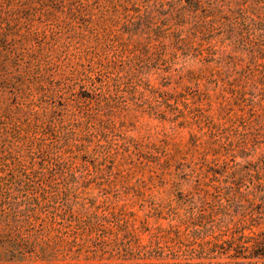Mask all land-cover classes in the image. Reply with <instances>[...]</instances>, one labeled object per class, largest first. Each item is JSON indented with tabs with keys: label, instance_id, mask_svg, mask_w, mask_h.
I'll list each match as a JSON object with an SVG mask.
<instances>
[{
	"label": "rangeland",
	"instance_id": "374dc122",
	"mask_svg": "<svg viewBox=\"0 0 264 264\" xmlns=\"http://www.w3.org/2000/svg\"><path fill=\"white\" fill-rule=\"evenodd\" d=\"M5 1L0 0V5L5 7ZM19 1L25 0H15L12 8ZM213 1L228 14L241 6L250 20L258 15L264 18V10L252 13L254 0H202L198 11L213 24L212 45L218 56H231L240 71L252 66L247 70L249 83H256L258 89H249L242 80L233 86L220 83L216 89H183L185 83L175 80L166 89H129L127 85L115 89L112 78L123 73L134 46L128 45L123 57L114 58L112 52L104 51V45L119 32L121 24L116 26L115 21L129 18V14L108 13L109 0H80L91 11L82 23L90 21L89 27L98 28L101 34V46L92 53L85 52L93 46L87 39L75 38L68 45L63 27L66 9L60 7L49 16L50 6H25L34 20L30 29L24 23L18 26V38L23 40L17 45L18 52L26 59L33 53L49 54L55 69L49 89H37L29 79L20 89L5 88L0 78V148L6 135L8 139L15 136L23 148L20 158L8 160L9 166L1 168V175L10 180L18 175L19 161L30 166L31 140L54 144L60 129L76 121L81 123L76 133L81 132V138L90 136L100 123L97 114L106 104L113 107L115 125L105 134H93L91 142H74L62 154L74 163L77 174L75 192L70 196L72 207L67 211L62 202L45 201L39 219L33 222L29 243L21 248L28 251L22 263L11 253L12 236L0 227V264H28L43 250L55 255L56 264H110L123 259L149 264H232L248 260L251 251L243 247L242 239L231 240L239 238L243 225L264 232V89L252 64L264 63V58L253 60L251 51L258 52L260 42L250 20L231 19L242 43L235 42L236 37L225 40L226 22L211 13L209 3ZM33 7L37 10L32 11ZM104 14H108L106 22ZM74 24L79 31L81 24ZM59 28L61 33L52 36V30ZM9 40L10 47L11 37ZM126 41L124 37L116 40L117 45ZM197 61L168 52L145 76L158 85V73H176L189 63L194 64L192 68L202 67ZM88 116L94 118L90 129ZM213 124L226 129L221 136L228 148L216 143L210 128ZM41 163L52 166L53 160L44 155L35 169L42 181L54 183L59 170L49 171ZM225 185L234 188L227 196ZM235 193L244 208L230 221L219 212L218 197L229 206ZM96 214L117 215L120 220L104 223ZM199 214L205 219H199ZM206 223L211 230L194 237L192 231ZM226 240L230 242L223 243Z\"/></svg>",
	"mask_w": 264,
	"mask_h": 264
},
{
	"label": "trees",
	"instance_id": "16d2710c",
	"mask_svg": "<svg viewBox=\"0 0 264 264\" xmlns=\"http://www.w3.org/2000/svg\"><path fill=\"white\" fill-rule=\"evenodd\" d=\"M185 1V3H184ZM15 0H6L5 7L0 5V78L2 87L20 89L24 82L29 79V84H33L37 89H49L52 86V76L55 69L51 62L50 55L43 52L38 54H31L29 59H26L23 52H18L17 45L23 42L18 38L20 23H24L27 29L32 26L33 18L30 8H25L28 4L39 3L41 6H50L52 10L49 16L54 15L55 11L62 7L65 15L64 26L67 29L68 45L71 46L75 42V38L80 40L92 41L93 46L87 47L85 52L97 53V48L101 46V34L98 28L89 27L90 21L87 24L82 23L84 15L91 13L89 5L80 3V0H25L17 7L12 8ZM202 0H109L111 9L107 12L114 14L123 11L129 16L124 20L115 21L116 26L120 25L119 32L116 37L109 36V42L104 45V51L112 52L114 58L123 57V53L128 45H133L134 50L132 55L127 60L126 68L122 69L118 75L112 78V85L115 89H121L122 86L127 85L129 89H166L170 81L175 80L176 83H185L183 89H216L220 83L233 86L236 81H245L249 84V89H258L256 83H249L252 66L247 70H237L235 64L232 63V57H219L218 50L215 45H212L214 35L212 34L213 24L205 17L198 15ZM211 13L219 16L225 23V40H232L235 37V42L242 43L239 34L236 32L235 24L231 21L232 18L247 22L250 18L247 16V11L243 10L241 6L232 10L231 14L225 13L216 1L210 2ZM37 10L33 7L32 11ZM264 10V0H254L251 6V12ZM130 12H132L130 14ZM104 14L102 20L107 21ZM81 24L79 31L76 29L75 22ZM114 21V20H112ZM249 26L253 31L255 39L260 42L259 51L252 50L253 60L257 58H264V18L258 15V19H251ZM61 27V25H58ZM83 29V30H82ZM61 33L52 30V36ZM11 37V46L9 47V38ZM124 37L127 41L117 45L116 40ZM136 52H138L136 54ZM168 52L173 53V56L178 55L191 56V60L197 59L198 64L202 65L199 68H192L194 64L189 63L188 66L183 65L176 70V73L160 72L158 73V85L151 84L149 78L145 76L154 68V63L158 60H165ZM258 53V55L256 54ZM260 55V57H259ZM61 56V55H60ZM14 57V58H13ZM215 63V65H214ZM145 64V66L143 65ZM191 64V65H190ZM255 70L260 74L258 84L264 89V63H253ZM202 87V88H201ZM100 123L98 126L94 125V133L90 136L85 135L81 138L82 133H76L75 128L81 126L79 121L70 123L69 125L60 129L59 139L54 144H46L45 141L29 142V149L27 152L30 158V166L25 165L19 161V174L14 178L7 179L1 175L0 172V207L2 214L0 215V227H2L7 234L13 238L10 247L11 253L16 254V261L22 263L25 260V254L28 251H21L22 246L29 243L32 236L33 222L39 219L40 212L49 200L52 203H61L70 210L72 203L70 196L74 194L75 183H77V174L74 169V163L71 160L65 159L63 153H66L71 145L76 141L85 140L91 142L93 134H105L111 127L114 128L113 115L114 110L110 104H106L99 110ZM94 118L88 116L86 121L87 127L93 123ZM212 135L216 139V143L221 147L228 148L223 141L222 134L226 130L222 125L213 124L211 127ZM90 129V127H89ZM243 135V134H242ZM242 137H246L243 135ZM8 143V144H7ZM7 144L8 149H4ZM0 148V171L1 168L8 167L7 161L12 158H20L23 151L20 141L16 140L15 136L8 139L7 135L3 140ZM35 146L36 149L34 148ZM48 156L53 160L52 166H45L41 163L42 168L49 171L58 169L60 175L54 179V183H45L38 176V171L35 165L38 159L43 156ZM3 169V168H2ZM57 173V172H55ZM223 190L225 195H229L234 191L233 187L225 185ZM238 195V196H237ZM219 196V195H217ZM241 196V195H240ZM218 197L219 212L224 216H229L230 221L239 213L244 207L241 205L239 193L231 198V205L226 206L220 201ZM67 210V211H68ZM101 222H115L118 219L117 215L112 216L98 214L94 215ZM243 217L245 215L243 214ZM199 219L204 220L205 216L199 214ZM197 218V219H198ZM262 218V217H259ZM120 224V223H119ZM122 225H120L121 227ZM249 229L245 225L239 227V238L233 237L231 241L237 242L242 239V245L246 250L251 251L246 261H234L232 264H264V232L252 231L246 233ZM211 228L208 224L201 225V228H195L192 231L194 237H201L208 233ZM226 240L223 243H228ZM205 248L202 249V251ZM256 249H262L263 253H256ZM214 250L210 248L209 253ZM21 254V255H20ZM7 255V254H5ZM20 255V256H19ZM139 260V259H138ZM28 264H56L55 255L42 251L40 255L32 257ZM110 264H149V263H129L127 259L115 261ZM187 264H203L192 261ZM208 264H225V263H211Z\"/></svg>",
	"mask_w": 264,
	"mask_h": 264
}]
</instances>
